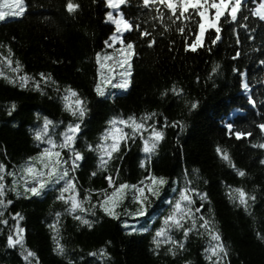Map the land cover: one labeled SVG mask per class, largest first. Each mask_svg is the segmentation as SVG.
<instances>
[{
    "label": "trees",
    "instance_id": "trees-1",
    "mask_svg": "<svg viewBox=\"0 0 264 264\" xmlns=\"http://www.w3.org/2000/svg\"><path fill=\"white\" fill-rule=\"evenodd\" d=\"M71 2L79 8L70 13L68 0H26L28 11L23 18L0 23V51L9 56L8 46L11 47L15 54L11 57L13 67L19 61L21 74L26 72L37 79L41 72L50 74L61 88L70 85L88 102V115L77 144L86 159L75 173L82 194L90 188L108 187L106 173L92 177V172L97 170V157L85 150V143L95 145L113 115L156 111L160 127H163L164 117L170 122L184 121L187 127L183 131L171 126L164 129L165 138L148 161L147 170L141 167L145 154L141 151L142 142L137 139L130 151L128 146L122 145L121 158L113 162L112 174L115 175V169L119 168L122 182L138 183L148 172L174 181L182 176L185 168L192 179H195L193 170H199L196 186L208 193L210 201L204 202L205 214L208 210L214 212L216 227L229 249L231 264H264V239L261 238L264 234V149L254 146L264 143V133L257 127L264 122V105L261 104L264 101V66L260 64L264 60V28L248 11L253 0L243 6L242 17L237 23L229 26L221 21L224 31L218 44H211V39L215 38L213 32L207 34L205 43L212 51L201 48L197 52L186 51V48L191 42L188 37L198 34V24L190 22L182 36L177 24L167 18L170 31L152 21L154 10L145 8L141 0H127V5L121 9L126 18L153 32L157 44L150 46L151 38H144L139 30L125 35L127 42L135 41L138 45L132 60V84L125 92H116L114 99L111 96L101 98L95 93L98 82L96 55L110 50L105 41L114 31V26L106 22L105 1ZM243 17H248L247 21ZM196 19L194 15L193 21ZM245 22L247 29L243 27ZM237 52L241 56L234 60ZM217 63L222 65V70L209 79ZM2 67L5 76L12 75L6 62ZM236 68L241 73L248 72L252 95L257 101L255 109L248 104L247 93L242 90V77L234 71ZM174 85L184 88L183 99L171 92L163 95ZM45 91L47 95L32 90L31 86L24 89L7 78H0V163L5 164L8 171L14 168L18 171L27 158L42 151L34 141L32 130L42 124L44 116L56 122L64 121V126L73 119L64 110L62 100L56 98L54 88L46 86ZM188 99H198L200 107L189 112L184 102ZM12 103L17 107L9 116ZM228 123L234 125L231 136L226 127ZM59 130L62 131L63 126ZM236 130L251 131L253 136L237 139ZM218 147L230 154L236 168L222 159ZM238 170H245L246 176L240 177ZM11 180L12 177H6L8 185ZM228 186L244 187L257 199L247 210L235 206L228 198ZM55 196V192H49L45 197L28 199L8 194L7 199L13 200V204L3 216L8 225L0 224V264H26L20 247L7 245V235L15 223L12 214L16 212L24 217L20 226L25 230V247L36 253L39 264H185L186 261L207 264L202 251L206 246L205 238L190 235L186 249L175 257L168 253L167 247L157 254L152 238L155 228L160 227L159 219L155 220L150 232L129 234L121 222L123 218H110L100 209L95 210V216H87L93 220L91 228L72 215L61 216L59 236L66 254L60 255L53 238L56 233L49 225L55 219L54 213L63 212L65 205L56 201ZM96 199L94 195L93 202ZM149 210H156L155 217L161 219L169 211L162 195ZM175 235L182 238L180 233ZM101 248H106L109 255L104 258L89 256L90 252H99Z\"/></svg>",
    "mask_w": 264,
    "mask_h": 264
},
{
    "label": "snow or ice",
    "instance_id": "snow-or-ice-1",
    "mask_svg": "<svg viewBox=\"0 0 264 264\" xmlns=\"http://www.w3.org/2000/svg\"><path fill=\"white\" fill-rule=\"evenodd\" d=\"M255 6L248 9L251 15L264 21V0H253ZM107 6L111 11H107V21L115 26V32L105 41L108 49L114 50V55L102 56L97 53L96 60L100 65L99 81L95 85V93L98 97L107 98L116 96L115 91L110 89L128 90L132 84V60L136 55L137 43L127 42L125 35L134 29L139 30L144 38H151L150 46L157 44V38L153 32L142 28L139 23L126 18L125 12L121 10L127 5V0H106ZM247 0H143L145 8H152L155 15L152 21H157L168 31L171 26L166 23L169 21L177 24V30L183 36L189 23L198 24V34L193 33L188 39L186 51L197 52L201 48H207L212 51L211 47L205 43L208 33L213 32L215 38L211 39V44H218L222 40L224 28L221 21L224 20L229 26L237 23L242 17L244 4ZM79 8L78 4H73L68 0L67 10L73 12ZM28 11L26 0H0V22H7L10 18H23ZM118 12V15L116 14ZM198 17L193 21V16ZM247 21L248 17H243ZM183 25V26H180ZM243 27L248 28L245 22ZM236 38L239 41V30L236 31ZM254 39V37H253ZM174 43V42H173ZM9 56H5L0 51V78H7L10 83L18 84L19 87L28 89L30 86L41 94L47 95L46 86H52L57 93L58 99L62 100L64 110L73 118L64 126V121L56 122L47 116L42 118V124L34 127L33 137L39 148L42 149L36 156L27 158L19 166V171L13 169L7 170L5 164L0 163V224L8 225V220L3 219L5 210L13 204V200L7 199L9 193H14L17 198L26 197H45L49 192H55V200L65 205L63 212H55V219L49 227L56 233V251L60 255L66 254L65 246L61 243L60 218L63 215H72L73 218L89 228L93 227V220L87 218L90 214L95 216V210L100 209L106 216L120 220V209L125 202L130 201L135 205V210L127 209V215L133 219L145 217L153 202L159 199L168 186L171 187L172 195L166 201L169 209L166 215L154 217L152 223L148 226L129 223L127 219L123 222V227L129 231L148 233L152 230L155 220H160V227L155 228L152 243L157 254L167 247L168 253L173 257L186 249L190 235L206 239V246L203 248V256L207 264H231L229 259V249L225 244L222 234L216 227L214 212L208 210L205 214V201H208V193L202 192L197 186L199 180V170H193L195 179L190 178L188 170L185 168L181 177L172 181L164 176H157L154 172H148L145 177L138 183H129L121 181L120 169H115V175L111 172L112 164L115 160L121 158L123 151L122 145H126L131 150V145L137 139L142 142L141 151L145 154V160L141 167L147 170L148 161L156 154L159 144L165 138L167 127H175L181 131L187 127L184 121H169L164 117L163 127L159 125V113L156 111L145 112L140 115L135 113L124 115L123 113L113 115L108 121L107 126L98 138V142L93 145L85 143V150L95 153L97 157L96 171L92 172V177L98 174L106 173L107 188L88 189L86 194H82L78 185V178L75 173L79 170L81 162L86 159L85 153L78 149L77 144L81 134L82 124L88 115V102L81 94L73 89L70 85L61 88L50 74L39 73V79L22 72V66L19 61L15 62L13 67L14 52L8 46ZM241 56L237 52L233 59ZM103 61L112 62L106 65ZM6 62L7 67L11 69L14 75L5 76L3 64ZM113 64L118 66L121 71L115 72ZM264 66V60L260 61ZM107 67V74L104 69ZM222 70V65L217 63L212 68L209 79L217 76ZM242 77V90L247 93L248 104L252 108L257 107V101L253 98V89L248 80V72H240L239 68L234 69ZM117 81V82H114ZM197 82L200 78L197 77ZM171 92L176 97L183 99L186 95L183 87L177 88L175 85L166 90L163 95L167 96ZM189 112L200 107V101L185 100ZM264 105V101H261ZM16 104L12 103L8 112L12 115L16 109ZM37 119L40 114L37 113ZM63 126V130L59 129ZM229 135L233 134L234 125H226ZM259 131L264 133V122L257 125ZM234 135L237 139L251 138V131L236 130ZM264 149V143L254 145ZM217 151L230 167L236 168L230 154L226 153L219 147ZM264 163V161H262ZM240 177L246 176L245 170H238ZM6 177H12L11 185L6 182ZM83 195V198L81 196ZM97 199L93 202V196ZM228 198L235 206L247 210L251 202L257 197L250 194L244 187L228 186ZM210 203V201H208ZM199 205V206H197ZM15 221L12 230L7 235V245L11 248L17 246L21 249V256L26 264H39L38 257L34 251L25 247L24 229L20 226V221L24 219L21 213L12 214ZM176 233L182 234V238H177ZM264 239V234L261 235ZM110 243V242H109ZM101 258L108 256L106 248H101L99 252H90L89 256ZM72 264V262H70ZM190 264V262H185Z\"/></svg>",
    "mask_w": 264,
    "mask_h": 264
},
{
    "label": "rangeland",
    "instance_id": "rangeland-1",
    "mask_svg": "<svg viewBox=\"0 0 264 264\" xmlns=\"http://www.w3.org/2000/svg\"><path fill=\"white\" fill-rule=\"evenodd\" d=\"M106 1V0H105ZM107 5V3H106ZM108 8V6H107ZM107 11H111V9L108 8ZM107 11H106V17H107ZM118 15V12L116 13ZM13 19V18H12ZM106 22L112 24L111 22L107 21L106 19ZM1 23V22H0ZM113 25V24H112ZM114 26V25H113ZM115 27V26H114ZM115 32V28H114V31L112 32L111 35H113V33ZM110 38V37H109ZM100 54H102V56H107V55H114V50L113 49H110V50H107V51H100L98 52ZM97 56V55H96ZM106 65L108 64H111L112 62H109V61H103ZM96 63H97V69H98V81H99V75H100V65L99 63L97 62L96 60ZM113 67H114V70L115 72L119 73L121 71V69L116 66L115 64H113ZM105 71V74H107V67L104 69ZM12 75H14V73H12ZM6 76H9L6 74ZM114 82H117V81H114ZM110 91H115L116 92H125L126 90H119V89H110ZM110 97V96H109ZM19 171V169H18ZM171 185L168 186L166 188V190L162 193V197H163V201H167L169 199V195L171 194ZM135 205H133L130 201L128 202H125V204L123 205V207L120 209V212H121V218H123V220H121L122 224L124 222L125 219H127L129 221V223H133V224H136L137 227H140L141 225H144V226H148L152 223V220L153 218L155 217L156 215V210H149L148 212V215L145 219H138V220H135L133 219L132 217H129L127 215V209H132L133 211L135 210ZM134 234H137V235H141L143 234L142 232H134ZM21 253V252H20Z\"/></svg>",
    "mask_w": 264,
    "mask_h": 264
},
{
    "label": "bare ground",
    "instance_id": "bare-ground-1",
    "mask_svg": "<svg viewBox=\"0 0 264 264\" xmlns=\"http://www.w3.org/2000/svg\"><path fill=\"white\" fill-rule=\"evenodd\" d=\"M12 18H10L9 20H11Z\"/></svg>",
    "mask_w": 264,
    "mask_h": 264
}]
</instances>
